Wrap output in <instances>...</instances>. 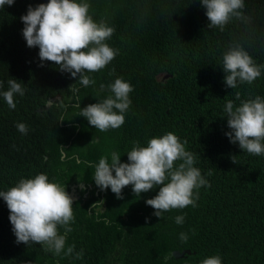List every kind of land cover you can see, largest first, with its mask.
<instances>
[{
    "label": "trees",
    "instance_id": "obj_1",
    "mask_svg": "<svg viewBox=\"0 0 264 264\" xmlns=\"http://www.w3.org/2000/svg\"><path fill=\"white\" fill-rule=\"evenodd\" d=\"M47 2L14 0L0 9V92L7 90L11 78L25 88L23 96L14 97V110L0 96V191L39 173L65 187L83 174L94 182L95 168L88 164H98L105 155L110 163L113 151L127 163L134 141L147 146L150 138L167 132L186 141V150L196 157L194 167L210 187L198 189L196 207L174 209L163 218L145 203L159 186L135 196L129 185L122 199L110 188L98 191L102 208L89 211L97 199L90 189L73 201V231L66 240L75 252L83 249L82 259H74L75 252L56 256L37 244H17L9 210L0 198V264H200L215 255L222 264H264V155L249 154L229 142L224 111L229 100L235 107L241 100L264 99V71L251 85L238 83L231 89L222 70V54L234 45L264 64V0H245L247 19L234 18L223 31L208 27L200 0H87L94 20L114 27L107 43L119 54L104 69L89 73L95 84L85 88L77 83L80 108L110 95L99 86L118 77L134 89L124 124L106 132L76 115L80 109L72 106L77 101L69 87L77 78L53 62L40 66L38 47L26 46L20 17L29 5ZM20 122L29 128L26 135L15 127ZM177 215L185 217L182 225L175 223ZM181 232L188 234L187 242L180 240Z\"/></svg>",
    "mask_w": 264,
    "mask_h": 264
},
{
    "label": "clouds",
    "instance_id": "obj_2",
    "mask_svg": "<svg viewBox=\"0 0 264 264\" xmlns=\"http://www.w3.org/2000/svg\"><path fill=\"white\" fill-rule=\"evenodd\" d=\"M13 3L14 0H0V9ZM200 3L206 9L205 15L210 22V29L223 31L234 18L247 19L243 13L245 0H200ZM90 7L87 0H48L46 4L40 3L35 8L29 5L26 14L20 17L24 25L22 36L27 47H38L40 66H43L44 61L53 62L61 72L77 78L76 83L69 87L77 101L72 106L80 109L76 115L84 117L96 130L106 132L118 129L124 124L125 113L132 103L130 93L134 89L129 82L118 77L107 86H99L101 92L107 88L110 95L98 103L80 108L77 83L85 88L95 84L89 73L104 69L119 54V49L107 43L115 33L114 27L94 20L89 11ZM222 70L225 73V86L234 89L238 83L251 85L261 76L264 64H258L240 45H234L229 46L222 54ZM114 72L113 69L109 75H114ZM7 84V90L0 92V96L8 108L14 110V97L17 94L23 96L25 88L13 78ZM2 87L3 81H0V88ZM235 98L240 100L239 92H236ZM60 106L68 107L63 103ZM224 111L229 129L225 135L229 142L238 143L239 148L249 154L264 155V99L256 96L254 99L241 100L240 105L235 107L234 102L229 100ZM15 127L24 135L29 131L28 126L22 122L16 123ZM185 144L186 141L181 142L173 132L150 138L147 146H141L138 141H134L132 149L126 153L127 163L120 162L121 155L113 151L110 163L105 155L99 159L98 164H88L95 168L91 173L94 175L91 178L94 182H90L84 174L82 179L81 173V178H72L73 181L66 187L50 181L44 173L36 174L33 178H21L7 191H0V198L6 202L9 210L15 242L40 245L45 252L56 256L62 252L66 257L72 256L75 245L66 247V240L73 231L70 226L75 219L73 201L86 197L90 191L84 189V184L93 188V194L97 197L90 203L89 211L102 208L104 201L96 195L98 191L101 193L110 188L117 199H122V190L129 185L135 196L159 186L157 194L145 201L159 218H163V213L174 209L196 207L198 189L210 187V184L201 174V170L194 167L196 157L186 150ZM61 149V156L66 159L67 154L63 147ZM211 174V171L207 173L209 176ZM71 183L79 187V194L73 191ZM69 186L70 189L67 190ZM68 191H73L76 198L72 199ZM148 219L146 218V223ZM174 220L177 225H182L185 217L177 215ZM60 229H63V233ZM190 231L195 235L194 229ZM179 238L182 242L189 239L184 232L180 233ZM83 255L84 251L81 249L75 252L74 259H82ZM200 264H222V261L219 255H215L203 259Z\"/></svg>",
    "mask_w": 264,
    "mask_h": 264
},
{
    "label": "water",
    "instance_id": "obj_3",
    "mask_svg": "<svg viewBox=\"0 0 264 264\" xmlns=\"http://www.w3.org/2000/svg\"><path fill=\"white\" fill-rule=\"evenodd\" d=\"M166 73H162L160 76H165ZM55 97H57V95H55L53 98H48L45 103H44V106H48L49 103L52 101V99H54ZM71 197L72 199L76 198V194L73 192V191H68L67 192Z\"/></svg>",
    "mask_w": 264,
    "mask_h": 264
},
{
    "label": "flooded vegetation",
    "instance_id": "obj_4",
    "mask_svg": "<svg viewBox=\"0 0 264 264\" xmlns=\"http://www.w3.org/2000/svg\"><path fill=\"white\" fill-rule=\"evenodd\" d=\"M84 185H85L84 189H87V190H88V189H91V187H89L88 184H84ZM70 186H73V187H74V188H73V191H74V192H77V193L79 194L80 189H79V187H78L75 183H71ZM70 186H69V188H68L67 190L70 189ZM67 190H66V191H67Z\"/></svg>",
    "mask_w": 264,
    "mask_h": 264
}]
</instances>
